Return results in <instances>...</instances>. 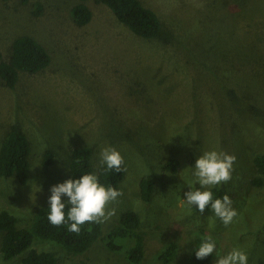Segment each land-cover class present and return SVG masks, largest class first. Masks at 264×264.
I'll return each instance as SVG.
<instances>
[{
  "label": "rangeland",
  "instance_id": "obj_1",
  "mask_svg": "<svg viewBox=\"0 0 264 264\" xmlns=\"http://www.w3.org/2000/svg\"><path fill=\"white\" fill-rule=\"evenodd\" d=\"M140 1L156 12L167 39L136 35L96 0L84 2L93 11L84 26L72 16L81 0H0L3 59L21 35L51 55L44 70L20 71L13 89L0 80V146L18 124L31 147L26 185L0 177V209L17 216L18 228L29 227L37 208L49 203L52 186L70 179L73 149L92 146L98 168L102 148L111 146L125 161L123 195L102 223L107 230L124 211L140 214L145 255L135 264H190L208 236L220 255L239 248L248 264H264V185L252 183L254 157L264 154V0ZM48 149L55 158L44 166ZM212 150L237 158L232 179L216 185L238 213L228 226L185 202L190 185L200 188L196 160ZM173 156L180 162L175 173L163 166ZM144 177L155 183L151 202L141 198ZM237 227L243 234L231 232ZM171 241L178 248L165 263L159 255ZM33 246L54 251L57 264H134L125 249L112 251L102 240L80 255L49 240ZM17 257L6 261L0 252V264ZM217 259L214 252L212 264Z\"/></svg>",
  "mask_w": 264,
  "mask_h": 264
},
{
  "label": "trees",
  "instance_id": "obj_2",
  "mask_svg": "<svg viewBox=\"0 0 264 264\" xmlns=\"http://www.w3.org/2000/svg\"><path fill=\"white\" fill-rule=\"evenodd\" d=\"M8 1V0H4ZM27 2L28 0H24ZM72 8L74 22L78 26L88 24L93 17V11L81 0ZM108 6L118 20L131 29L136 35L147 39H167V34L162 28V22L156 12L146 7L140 0H96ZM36 14L42 13V6H36ZM51 55L30 35H21L14 39L12 51L8 60L3 59L0 52V80L2 84L13 89L19 81L20 71L38 73L49 66ZM31 147L27 135L18 124H12L0 146V177L15 176L18 181L26 185L31 171L30 163ZM55 154L48 149L43 160L44 166L53 164ZM179 160L171 157L163 164L172 172L178 171ZM254 165L257 175L252 179L253 185H264V154L254 157ZM70 179H79L82 175L95 173L100 183L105 186L120 189V183L125 177V170L117 173L115 169L108 170L106 165L95 168L93 165V147L90 145L73 149L68 165ZM155 190V183L151 177H144L140 181V194L145 202H151ZM213 193V199H222L226 191L223 186H215L209 189ZM67 203V201H64ZM68 205L65 209L67 213ZM198 210V208H197ZM199 211V210H198ZM200 212V211H199ZM50 203L37 208L34 220L29 227L18 228V218L7 209H0V252L4 260L13 264H57L54 251L38 250L33 246L36 239L49 240L61 244L71 255H80L90 250L98 240L105 241L106 246L112 251L125 249L131 263H139L145 255V235L140 231L142 218L135 210L122 212L111 227L104 229L103 223H86L81 227L79 234L69 231L70 221L60 226H53L48 220ZM213 211L206 208L202 214L209 215ZM109 229V230H108ZM240 228L231 229V232ZM244 242V241H243ZM178 248L175 241L168 243L160 253V259L169 263ZM195 248L192 252L190 264H212L214 253L205 259H197Z\"/></svg>",
  "mask_w": 264,
  "mask_h": 264
},
{
  "label": "clouds",
  "instance_id": "obj_3",
  "mask_svg": "<svg viewBox=\"0 0 264 264\" xmlns=\"http://www.w3.org/2000/svg\"><path fill=\"white\" fill-rule=\"evenodd\" d=\"M100 157L101 166L106 165L108 170L115 169L117 173L125 170L124 157L116 148L111 146L102 148ZM236 159L235 155L226 152L215 150L204 152L196 160L193 172L195 182L200 185V188H193L190 185L192 190L185 194L187 197L185 202L189 206H196L201 213L210 207L225 226L232 223L238 215L233 207L232 199L228 194H225L222 199H213L212 191L201 189H209L229 182L235 170ZM122 195V190L101 184L95 173L84 174L79 179H68L51 188L48 220L53 226H60L70 221L69 231L79 234L84 224H99L114 216L116 209L109 208V205L116 202ZM64 196L68 197L67 203L62 199ZM68 205L70 208L66 213L65 209ZM214 252L218 257L215 264H248V255L239 248L220 255L217 252V243L211 236L201 240L195 255L197 259H205Z\"/></svg>",
  "mask_w": 264,
  "mask_h": 264
}]
</instances>
